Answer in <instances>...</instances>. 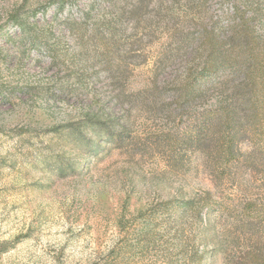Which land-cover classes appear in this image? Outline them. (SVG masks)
I'll use <instances>...</instances> for the list:
<instances>
[{
    "label": "rangeland",
    "instance_id": "374dc122",
    "mask_svg": "<svg viewBox=\"0 0 264 264\" xmlns=\"http://www.w3.org/2000/svg\"><path fill=\"white\" fill-rule=\"evenodd\" d=\"M89 8L94 22L112 16L108 0H0V264H196L210 249V231L182 216L177 202L209 191L231 207L264 203V160L240 163L221 180L196 152L171 168L152 139L184 126L144 92L164 36L137 43L140 34L126 27L115 36L124 60L106 69L103 45L80 44L65 25ZM47 48L58 63H49ZM88 118L125 132L128 142L106 144L102 155L61 176L57 155H73L54 129ZM238 148L249 157L248 142ZM233 252L205 264H229Z\"/></svg>",
    "mask_w": 264,
    "mask_h": 264
},
{
    "label": "trees",
    "instance_id": "16d2710c",
    "mask_svg": "<svg viewBox=\"0 0 264 264\" xmlns=\"http://www.w3.org/2000/svg\"><path fill=\"white\" fill-rule=\"evenodd\" d=\"M108 8L109 19L94 22L89 8L65 25L80 44L103 45L98 58L107 60L106 69H117L124 60L116 52L115 36L126 27L140 34L137 43L142 35L156 38L162 33V50L144 92L153 105L177 116V128L184 126L182 131L163 132L152 139L171 168H181L184 156L196 152L214 178L221 180L240 163L251 166L255 158L264 160V0H108ZM19 27L29 30L24 22ZM34 38L27 32L25 41L34 44ZM47 50L49 63H58L55 50ZM82 123L54 129L65 133L69 157L73 155H57L56 171L61 176L78 172L89 158L102 155L106 144L121 147L128 142V134L116 132L104 121L88 118ZM87 127L91 134L83 132ZM242 140L251 148L249 157L238 148ZM132 145L137 149L139 143ZM79 156L84 160L80 162ZM177 204L182 216L207 225L210 231V249L200 254L196 264L230 251L236 255L230 256L229 264H264V203L246 200L231 207L204 191ZM228 217L232 218L228 225L221 222Z\"/></svg>",
    "mask_w": 264,
    "mask_h": 264
}]
</instances>
